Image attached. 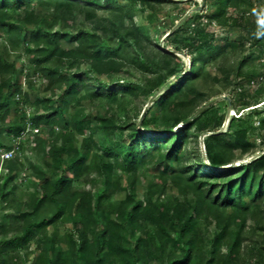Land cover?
Here are the masks:
<instances>
[{
    "label": "trees",
    "instance_id": "16d2710c",
    "mask_svg": "<svg viewBox=\"0 0 264 264\" xmlns=\"http://www.w3.org/2000/svg\"><path fill=\"white\" fill-rule=\"evenodd\" d=\"M175 1L0 0V149L15 151L0 175V264L262 261L264 81L251 93L238 85L264 78V63L253 67L264 54V2L215 0L159 47L133 19L148 7L152 24ZM202 17L236 35L217 44ZM19 47L35 58L25 72ZM185 48L188 67L175 54ZM230 52H239L233 74ZM207 63L219 64L213 80L234 90L228 98L198 88ZM84 101L111 110L86 112ZM28 136L41 193L17 191Z\"/></svg>",
    "mask_w": 264,
    "mask_h": 264
},
{
    "label": "rangeland",
    "instance_id": "374dc122",
    "mask_svg": "<svg viewBox=\"0 0 264 264\" xmlns=\"http://www.w3.org/2000/svg\"><path fill=\"white\" fill-rule=\"evenodd\" d=\"M215 0H180V1H175L174 3H163L161 5H159L155 11L156 14V19L155 21L150 24L147 22V20L145 19L144 15L151 13V9L146 7L145 11H138L133 19V23L135 25H145L148 26V29L150 30L151 34L153 36L156 35V37L158 38L156 41L157 46L162 47V46H166V40H165V36L166 34L175 26H177V24L181 21L182 18H184V16L187 18L190 16V12L195 10V9H204L202 10V13H206L210 10V8H212L213 4H214ZM264 2V0L262 1ZM139 9L142 6V1L139 2ZM258 10L261 11L262 7L258 6ZM203 21V24H205V26L209 29V31L213 32L214 38H215V42L217 44H222V38L224 36L227 35H236V31L232 28V27H220L219 25H216L215 23H212L211 25L208 26V22L207 20L202 17L201 18ZM189 21V20H187ZM185 28L187 30H190V28L187 27V25H185ZM155 34V35H154ZM173 46H170V50H173ZM246 46L248 47V43L246 44ZM254 53L256 54L257 50L256 48L253 49ZM180 60L183 62V64L185 65V67H188L189 65V60H190V54L187 53L186 48L185 51H182L181 53H175ZM16 56V64L19 68L27 69L28 66L30 64H32L35 61V58L33 57H28L27 55H24L23 51H21V47L18 48V51L15 53ZM239 56V52L237 53H232L230 52L228 54V58L226 60L225 63V67L226 68H230L231 72L233 74V64L236 61V59ZM260 63H264V54L259 56L255 61H254V66L253 67H259L260 68ZM25 72V70H24ZM205 79H201L199 81L198 84V88L200 90H202L204 92V96L205 98L208 97L209 95H214L220 92V97H224V98H228V95L230 96L234 90L231 88H227L225 89L223 87V81L221 80V82H214V77H218V78H222L221 75V71L219 69V64H215V63H207L205 64ZM102 79H106L109 78L107 75L102 74L101 75ZM23 79V78H22ZM264 81V78H255L251 81H248L247 79H242L239 83V88H244L247 92L251 93L253 90H255V88L262 82ZM24 86V85H23ZM239 91V90H237ZM150 105L149 102H147L145 104V108L148 107ZM260 106V104H259ZM82 107L84 108V110L86 112H92L94 114H101V115H107L108 112H110L111 107L110 106H104L103 104L96 102V103H90L87 101H84V103L82 104ZM222 107H224V109H226L227 115L228 117L234 115V111L229 109V107H225L224 103H222ZM38 110H40V108H38ZM247 110H241V112H245ZM228 117L225 119L224 123L222 124L221 128L217 131L219 132H224L227 129V122H228ZM182 124H177L173 130H177ZM146 134H149L150 132H145ZM30 137H26L25 140L22 142V149H21V153L17 155L16 160L18 162H22L24 163V167L21 170V172L18 173L17 178H16V183L20 186V188L17 190L18 192H25V193H29V192H33L34 190H39L42 188L40 185H38V181L33 177L32 173H31V168L29 167L28 163H27V159L29 158V156L32 155V151L31 148L29 146L28 141ZM256 142H259L258 139H256ZM198 145L200 147H203L202 145V135H199L198 137ZM245 160V159H244ZM6 173V170L4 168V165L2 163H0V175ZM142 181L146 180V177L144 176L142 179ZM31 182H33L34 185H31ZM37 188V189H36ZM41 193V191H40ZM19 193H17L18 195ZM123 196V194H117L114 197V200L116 199H120ZM114 204V203H113ZM112 207L114 208V205H112ZM248 228L247 231H250L251 229H253V223L252 221L248 222ZM73 224L72 223H67L65 224L62 228H61V233H64L66 231V229L72 228ZM255 235L257 237H261L262 235V231L261 230H256ZM32 250V254L34 255V245H31ZM248 260L245 264H253L252 263V259L251 256H248ZM251 260V261H250ZM256 264V263H255ZM257 264H264V254H263V259L260 263Z\"/></svg>",
    "mask_w": 264,
    "mask_h": 264
},
{
    "label": "built area",
    "instance_id": "2783aa9c",
    "mask_svg": "<svg viewBox=\"0 0 264 264\" xmlns=\"http://www.w3.org/2000/svg\"><path fill=\"white\" fill-rule=\"evenodd\" d=\"M14 152H15L14 149H6V150L0 149V163H3V161L6 159L12 158L14 156Z\"/></svg>",
    "mask_w": 264,
    "mask_h": 264
},
{
    "label": "water",
    "instance_id": "95a60500",
    "mask_svg": "<svg viewBox=\"0 0 264 264\" xmlns=\"http://www.w3.org/2000/svg\"><path fill=\"white\" fill-rule=\"evenodd\" d=\"M258 154H259V153H258V152H256L254 155H252V156H250L249 158H247V159L243 160L242 162H243V163H246V162H248V161L252 160L253 158H255V157L258 155Z\"/></svg>",
    "mask_w": 264,
    "mask_h": 264
}]
</instances>
